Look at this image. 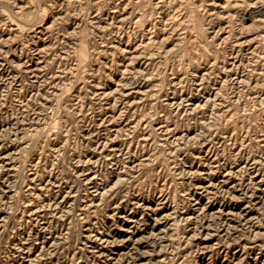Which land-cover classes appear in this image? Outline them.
Segmentation results:
<instances>
[{
	"label": "rangeland",
	"instance_id": "374dc122",
	"mask_svg": "<svg viewBox=\"0 0 264 264\" xmlns=\"http://www.w3.org/2000/svg\"><path fill=\"white\" fill-rule=\"evenodd\" d=\"M0 264H264V0H0Z\"/></svg>",
	"mask_w": 264,
	"mask_h": 264
}]
</instances>
